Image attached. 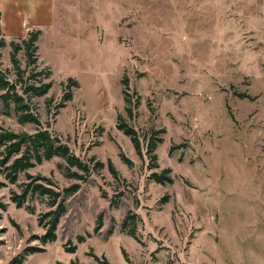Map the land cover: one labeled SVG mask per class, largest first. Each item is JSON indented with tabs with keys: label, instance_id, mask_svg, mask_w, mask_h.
<instances>
[{
	"label": "rangeland",
	"instance_id": "rangeland-1",
	"mask_svg": "<svg viewBox=\"0 0 264 264\" xmlns=\"http://www.w3.org/2000/svg\"><path fill=\"white\" fill-rule=\"evenodd\" d=\"M0 13V65L11 81L10 43L34 24L52 69L49 93L26 99L40 125L20 123L0 98V126L48 130L77 157L104 164L86 182L69 178L61 158L30 170L33 182L47 178L57 191L81 184L47 245L39 222L48 199L18 208L11 197L21 188H0V264L32 248L46 252L23 264H101L91 252L110 264H264V0H0ZM17 58L26 71L19 82L43 71L31 81L38 84L51 70L40 61L28 68L25 50ZM68 84L73 97L64 102ZM121 114L139 132L142 156L117 129ZM152 130L165 131L158 169L147 155ZM165 169L172 184L151 179ZM129 213L138 240L122 231Z\"/></svg>",
	"mask_w": 264,
	"mask_h": 264
},
{
	"label": "trees",
	"instance_id": "trees-1",
	"mask_svg": "<svg viewBox=\"0 0 264 264\" xmlns=\"http://www.w3.org/2000/svg\"><path fill=\"white\" fill-rule=\"evenodd\" d=\"M41 35L40 31L29 32L28 38L20 39V43L12 41L10 43L12 48L11 62L14 67V72L18 77L16 81L12 82L10 79V71L2 69L0 65V98L5 109H11L20 115V123H34L40 125L38 118L30 112V107L26 103L27 97H43L47 95L52 88V82L48 81L51 77V70L45 73V79L38 81V84H32L31 81H37L39 76H43L44 72H37L29 76V82L23 83L20 80L26 71L22 72L20 67V61L17 55L20 51L25 50V55L28 62V68L32 66L39 67V55L37 42ZM7 43L3 38L1 27V13H0V59L2 58L1 49L5 48ZM39 65V66H38ZM35 71V70H34ZM69 83H73V86H78V82L70 78ZM123 94L125 96L126 114L129 118L133 117V110L130 106L131 100L128 98V79L124 77L123 81ZM71 84L67 85L69 89L64 97V102L72 99V93L70 91ZM20 87V88H19ZM19 89L22 90V95L19 94ZM241 99H251L247 94H236ZM117 129L121 131L125 136L129 137L136 153L139 156L143 155L142 139L139 132L128 123L125 115L118 116ZM164 130H152L147 140V155L153 162V169H158L156 150L160 144L164 142L163 135ZM175 147L171 149L174 151ZM54 158H61L66 162L67 175L71 179H75L79 182H86L92 173L96 172L98 167L104 168L103 163H97L92 166L91 162L82 160L74 155L70 148L65 145L58 137L52 135L48 130H37L35 134L29 133H16L10 129H6L0 126V176L5 182L0 181V188L9 185L18 186L21 188L20 194L12 193V201L18 208L25 207L30 210V206L26 204L33 200L34 196L44 197L48 199L50 211L44 214L40 218V226L45 229V233L40 237L42 245L53 243L57 240V230L62 217L67 212V202L73 197L81 188L80 183L72 184L69 187L62 190H56L53 188L55 184L47 178H38V181H44V183H36L32 181V176L29 173L37 164H42L44 161H50ZM112 173L117 176V172L110 165ZM71 169H76L77 172H72ZM151 179L161 185L172 184L173 178L171 177V170L165 169L161 172H153ZM22 180V183H21ZM24 180V181H23ZM33 213V210H32ZM137 214L129 213L122 222V231L128 236L137 239ZM101 229V222L96 227V232ZM80 243H84L83 237L79 238ZM77 246L66 248V252L75 253ZM46 252L43 248H32L25 252L23 255L13 261L12 264H23L27 259V256L36 253ZM101 264H110L106 259L101 262L100 258L94 253L88 254ZM61 264V263H58Z\"/></svg>",
	"mask_w": 264,
	"mask_h": 264
},
{
	"label": "crops",
	"instance_id": "crops-1",
	"mask_svg": "<svg viewBox=\"0 0 264 264\" xmlns=\"http://www.w3.org/2000/svg\"><path fill=\"white\" fill-rule=\"evenodd\" d=\"M29 1H40V0H29ZM48 1V0H47ZM52 1V0H51ZM63 3V2H62ZM1 20H2V18H1ZM1 27H2V25H1ZM33 31H40L41 32V35H40V37H39V39H38V42H37V46H38V55H39V61H40V64L41 65H44V66H47V62L44 60V57H43V52H40V46H39V44H40V42H41V38H42V36H43V31L42 30H40L39 29V26H37L36 24H34L33 25V28H31L30 29V31H28V34H29V32H33ZM2 33H3V31H2ZM27 37H28V35H27ZM26 37V38H27ZM26 38H24V37H20L19 39H17V40H14V41H16V42H18V41H20V39H26ZM7 43V42H6ZM47 67H49V66H47ZM50 69H51V67H49ZM51 71H52V69H51Z\"/></svg>",
	"mask_w": 264,
	"mask_h": 264
}]
</instances>
